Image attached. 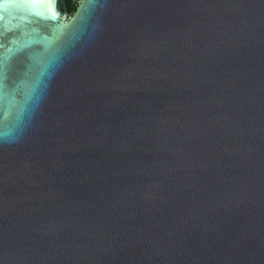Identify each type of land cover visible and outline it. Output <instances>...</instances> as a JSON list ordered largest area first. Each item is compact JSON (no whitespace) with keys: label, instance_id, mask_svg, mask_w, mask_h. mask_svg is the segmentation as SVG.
Instances as JSON below:
<instances>
[{"label":"water","instance_id":"water-1","mask_svg":"<svg viewBox=\"0 0 264 264\" xmlns=\"http://www.w3.org/2000/svg\"><path fill=\"white\" fill-rule=\"evenodd\" d=\"M0 264H264V0H0Z\"/></svg>","mask_w":264,"mask_h":264},{"label":"snow or ice","instance_id":"snow-or-ice-1","mask_svg":"<svg viewBox=\"0 0 264 264\" xmlns=\"http://www.w3.org/2000/svg\"><path fill=\"white\" fill-rule=\"evenodd\" d=\"M53 2H55V0H53Z\"/></svg>","mask_w":264,"mask_h":264}]
</instances>
